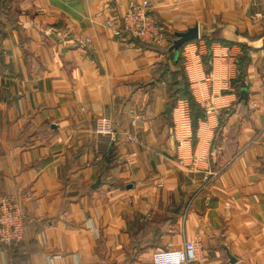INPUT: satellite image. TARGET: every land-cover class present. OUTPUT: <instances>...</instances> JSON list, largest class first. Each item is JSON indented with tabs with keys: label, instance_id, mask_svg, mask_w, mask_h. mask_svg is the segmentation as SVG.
Returning <instances> with one entry per match:
<instances>
[{
	"label": "crops",
	"instance_id": "0c3cea01",
	"mask_svg": "<svg viewBox=\"0 0 264 264\" xmlns=\"http://www.w3.org/2000/svg\"><path fill=\"white\" fill-rule=\"evenodd\" d=\"M130 1L0 0V195L25 213L0 264H152L186 239L190 264H264L260 0H148L160 46L107 28ZM102 115L119 133L107 153Z\"/></svg>",
	"mask_w": 264,
	"mask_h": 264
},
{
	"label": "built area",
	"instance_id": "2783aa9c",
	"mask_svg": "<svg viewBox=\"0 0 264 264\" xmlns=\"http://www.w3.org/2000/svg\"><path fill=\"white\" fill-rule=\"evenodd\" d=\"M261 11L256 14L264 24V0H260ZM107 28L113 34H121L150 45H164L168 39V28L151 11L148 0L130 1L118 17H108L105 20ZM90 41H79L84 45ZM94 132L104 138L99 145V153L109 151L119 140V133L108 116L96 118ZM258 133L256 135L260 136ZM133 140L134 137L127 135ZM207 179V178H206ZM161 183H159L160 185ZM25 213L22 202L14 195H0V245L6 246L18 243L23 238ZM199 247L194 240L186 239L181 247L167 246L152 253V264H190L198 258Z\"/></svg>",
	"mask_w": 264,
	"mask_h": 264
},
{
	"label": "trees",
	"instance_id": "16d2710c",
	"mask_svg": "<svg viewBox=\"0 0 264 264\" xmlns=\"http://www.w3.org/2000/svg\"><path fill=\"white\" fill-rule=\"evenodd\" d=\"M181 48H182V46L179 47L177 49V51L175 49H170V50H173V51L177 52L178 54H180L181 53ZM180 59H181V55H180ZM175 94H176V98H186L187 99V102H188V105H189V110H190L191 124H192V127H194L196 122H197L198 116L203 117L204 114L202 113V109L200 107L199 102L195 100L193 94L188 90L187 81L184 82L183 84H180L176 88ZM109 151H107V152H109ZM13 244H15V243H12L10 245H13ZM6 246H9V245H6Z\"/></svg>",
	"mask_w": 264,
	"mask_h": 264
},
{
	"label": "water",
	"instance_id": "95a60500",
	"mask_svg": "<svg viewBox=\"0 0 264 264\" xmlns=\"http://www.w3.org/2000/svg\"><path fill=\"white\" fill-rule=\"evenodd\" d=\"M198 27L195 25L191 28H189L187 31L185 32H176V38L173 40L170 49H175L177 51V49L179 47H181L185 42L196 39L199 37L198 34ZM166 112L167 114H169L170 112V107H166ZM100 183V178H98L95 182V186L98 185ZM231 260L234 259L232 256H230Z\"/></svg>",
	"mask_w": 264,
	"mask_h": 264
}]
</instances>
